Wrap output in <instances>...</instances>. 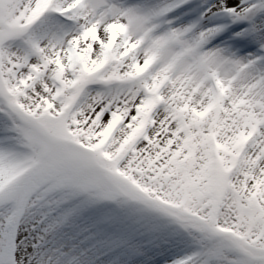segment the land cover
<instances>
[{
  "label": "snow or ice",
  "instance_id": "1",
  "mask_svg": "<svg viewBox=\"0 0 264 264\" xmlns=\"http://www.w3.org/2000/svg\"><path fill=\"white\" fill-rule=\"evenodd\" d=\"M0 264H264V0H0Z\"/></svg>",
  "mask_w": 264,
  "mask_h": 264
}]
</instances>
